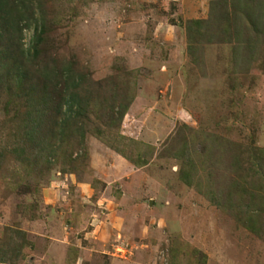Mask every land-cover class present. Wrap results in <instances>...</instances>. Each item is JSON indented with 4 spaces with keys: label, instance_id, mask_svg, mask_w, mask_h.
<instances>
[{
    "label": "rangeland",
    "instance_id": "374dc122",
    "mask_svg": "<svg viewBox=\"0 0 264 264\" xmlns=\"http://www.w3.org/2000/svg\"><path fill=\"white\" fill-rule=\"evenodd\" d=\"M238 2L43 0L37 64L25 68L69 66L94 96L82 143L70 127L46 160L33 150L24 164L26 109L9 99L11 76L0 83V245L24 243L8 264H264V221L251 231L258 204L241 190L262 183L231 166L264 150V26L238 10L243 35L226 42ZM193 20L209 31L199 42ZM34 33L23 29V50ZM112 92L127 109L109 127Z\"/></svg>",
    "mask_w": 264,
    "mask_h": 264
},
{
    "label": "trees",
    "instance_id": "16d2710c",
    "mask_svg": "<svg viewBox=\"0 0 264 264\" xmlns=\"http://www.w3.org/2000/svg\"><path fill=\"white\" fill-rule=\"evenodd\" d=\"M215 2V1H214ZM213 2V3H214ZM43 0H0V83L4 80H8L11 76L12 91L8 92L11 101L17 102L18 105H22L26 109L24 113V132L22 135V141L27 145V148L23 145L20 148L14 149L17 157L21 163H28L33 159V150L38 151L35 162L38 163L39 159L46 160V154L54 152V147H58L60 141L64 140V137L70 133L72 136L77 133L79 136V142L84 140L85 126L84 120L86 117V107L89 105V101L94 96V84L90 85V90L82 88L83 78L79 74H75L69 66L54 69L52 66L43 65L42 69L38 67V71L34 72V75H30L28 69L25 68L26 63L29 67H35V59L38 58L39 51L38 46L40 44V22L41 28H44L45 13L43 11ZM253 3V4H252ZM218 5V1L216 2ZM233 8L231 15L227 16L226 29L220 30L222 38L227 42L237 41L239 36L243 33L240 29L242 27L241 17L243 12L246 13L248 21L255 22L264 26V21L258 17L255 19L254 2L253 0H240ZM263 5L262 0L256 5L260 10ZM241 6V7H240ZM264 6V5H263ZM235 9V11H234ZM263 7L261 8V10ZM38 10V17L32 18L35 15V11ZM238 10L242 11V15H238ZM246 18V19H247ZM245 20V19H244ZM256 20V21H255ZM32 21V22H31ZM34 24V36L31 42V47L27 50H23L20 46V40L22 31L24 28L30 27ZM204 21L193 20L190 21L187 28L190 34V39H194L199 42L201 37H204L209 31L204 29ZM193 25V26H190ZM206 30V31H205ZM192 32V33H191ZM190 36V35H189ZM229 36V37H228ZM210 39V38H209ZM223 39H221L223 41ZM207 42H210L207 40ZM15 45L18 48L15 50ZM191 48L189 47V50ZM252 50V48H250ZM30 59V60H29ZM34 61V64L32 63ZM39 64V63H38ZM64 80L62 83L61 81ZM62 85V89L59 88ZM86 85V84H85ZM96 93V97L101 96ZM110 101L108 103L107 98L102 99L101 105H106L107 110L102 116L105 120V124L110 127L115 121H119L126 112L127 105H120L117 103L116 92L110 93ZM52 110L54 122L49 129L45 127V124L52 118L49 111ZM48 114V115H47ZM118 118L115 119V116ZM49 126V125H48ZM70 132H69V128ZM69 132V133H68ZM102 131L97 129V135H102ZM57 137V139H55ZM55 140V143H53ZM181 150L180 152H182ZM185 152V151H184ZM187 152V151H186ZM183 153H180V157ZM187 154V153H186ZM184 155V154H183ZM236 158H232V167H236V178L243 179L248 175L254 176L262 185L258 184L257 187L252 185L251 188L256 190L254 193H249L245 189H241L251 199V204L257 205V215L247 219V225L252 232L257 233L262 230L256 224L258 218L263 224L264 215V150H259L256 154L248 156L246 168L243 167V161ZM183 160L191 161L190 156H186ZM41 161V160H40ZM192 166V164H191ZM190 172H186L187 178L190 176ZM238 181L233 179L232 185H237ZM243 185V183H242ZM231 196V195H229ZM230 198V197H229ZM226 203L229 202V199ZM261 224V225H262ZM14 235L24 237L25 234L22 231L17 230ZM12 241V242H11ZM4 249L0 245V264H8L22 259L24 243L15 242V237L11 236L9 242L5 244Z\"/></svg>",
    "mask_w": 264,
    "mask_h": 264
},
{
    "label": "water",
    "instance_id": "95a60500",
    "mask_svg": "<svg viewBox=\"0 0 264 264\" xmlns=\"http://www.w3.org/2000/svg\"><path fill=\"white\" fill-rule=\"evenodd\" d=\"M150 204H151V201H150Z\"/></svg>",
    "mask_w": 264,
    "mask_h": 264
}]
</instances>
